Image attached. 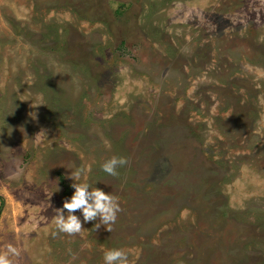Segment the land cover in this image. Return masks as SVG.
I'll use <instances>...</instances> for the list:
<instances>
[{
  "label": "rangeland",
  "instance_id": "rangeland-1",
  "mask_svg": "<svg viewBox=\"0 0 264 264\" xmlns=\"http://www.w3.org/2000/svg\"><path fill=\"white\" fill-rule=\"evenodd\" d=\"M73 182L116 196L115 223L77 209L81 231L60 232ZM113 248L264 264V0H0V256Z\"/></svg>",
  "mask_w": 264,
  "mask_h": 264
},
{
  "label": "clouds",
  "instance_id": "clouds-1",
  "mask_svg": "<svg viewBox=\"0 0 264 264\" xmlns=\"http://www.w3.org/2000/svg\"><path fill=\"white\" fill-rule=\"evenodd\" d=\"M34 119L36 114L29 113ZM127 159L123 156H112L101 164L103 172L115 176L118 175L117 167L124 166ZM87 169L80 167L70 172L71 177L77 180L86 174ZM74 189L71 197L65 199L62 208L55 209L54 222L60 232L73 234L81 231V219L74 210L79 209L84 222L97 221L93 226L99 228L102 225L115 223L117 213L120 211L118 198L110 192L106 193L100 188L90 187L87 182L72 183ZM64 210H67L65 212ZM98 218V220H97ZM10 251L14 249L9 248ZM104 264H129L128 254L119 248L109 249L103 254ZM0 264H9L5 256H0Z\"/></svg>",
  "mask_w": 264,
  "mask_h": 264
},
{
  "label": "trees",
  "instance_id": "trees-1",
  "mask_svg": "<svg viewBox=\"0 0 264 264\" xmlns=\"http://www.w3.org/2000/svg\"><path fill=\"white\" fill-rule=\"evenodd\" d=\"M67 192H68V190L66 189L64 193H65L67 196H69L70 194H68Z\"/></svg>",
  "mask_w": 264,
  "mask_h": 264
}]
</instances>
